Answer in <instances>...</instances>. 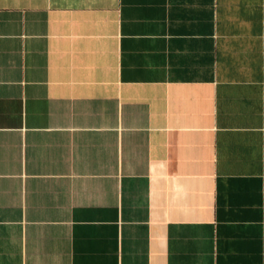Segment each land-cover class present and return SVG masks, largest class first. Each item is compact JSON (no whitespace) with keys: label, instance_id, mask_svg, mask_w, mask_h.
<instances>
[{"label":"crops","instance_id":"1","mask_svg":"<svg viewBox=\"0 0 264 264\" xmlns=\"http://www.w3.org/2000/svg\"><path fill=\"white\" fill-rule=\"evenodd\" d=\"M0 264H264V0H0Z\"/></svg>","mask_w":264,"mask_h":264}]
</instances>
